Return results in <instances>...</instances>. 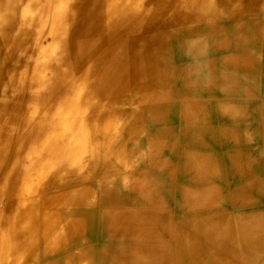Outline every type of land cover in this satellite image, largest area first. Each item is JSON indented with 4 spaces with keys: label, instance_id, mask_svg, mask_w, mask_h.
Masks as SVG:
<instances>
[{
    "label": "bare ground",
    "instance_id": "1",
    "mask_svg": "<svg viewBox=\"0 0 264 264\" xmlns=\"http://www.w3.org/2000/svg\"><path fill=\"white\" fill-rule=\"evenodd\" d=\"M204 31L205 39L228 37L224 48L241 53L227 63L256 75L264 0H0V264H91L97 229L126 264L158 253L152 244L166 219L156 216L167 209L149 168L156 160L154 169L174 178L180 159L164 153L180 151L171 132L178 130L195 151L185 167L204 177L201 123L231 119L229 106L198 98L167 113L194 92L191 68H216L183 56ZM229 134L215 145L229 143ZM197 192L188 194L189 210ZM222 209L215 225H185V264H240L262 254L264 245L234 232L243 221L235 225ZM235 242L244 249L231 248Z\"/></svg>",
    "mask_w": 264,
    "mask_h": 264
},
{
    "label": "rangeland",
    "instance_id": "2",
    "mask_svg": "<svg viewBox=\"0 0 264 264\" xmlns=\"http://www.w3.org/2000/svg\"><path fill=\"white\" fill-rule=\"evenodd\" d=\"M230 30H232V25H226L224 31L229 32ZM200 35V38H195L187 43V46L190 48L189 50L187 49L185 53H183L185 61H195L196 59L199 60V64L213 61L216 67L215 71L207 68L204 69L203 66V68H191L190 74H196V72H198L200 74L199 76L205 80V83L197 82L194 85V92L191 94V97H179L177 100L171 103L173 108L170 111H167V113H171L173 111H175L174 113H180L178 106H183L182 109L185 108V110H188L189 106L196 100L195 97L199 93L198 89L208 90L217 88L219 92H222L224 99H226L224 94L225 91L223 90L227 89L225 85H228L229 83L227 82V75L223 73L227 71V67H232L230 63H232L237 54L241 52L230 50L227 52H222L221 54L216 52L214 54V47L218 43L223 44V42H225L227 40L226 38L228 37L220 38L219 36H216L214 39H205V36L207 35L206 31H204V33L201 32ZM260 37H262L263 41L261 42L260 48L258 50L259 52H253V58L257 59V65L254 68L256 75L253 77L252 84L248 83L249 88H252L253 90V95L249 96L250 99L237 98L238 100H234L236 101L235 105L221 104L230 107V120L212 116L211 118H205L201 123L207 128V130H202V135H200L205 137L207 142L206 145L202 147V149H197V152L201 155H204L205 160L207 159L201 164V169L204 170L205 176L198 179L192 177L189 172L186 176V168H175V176L172 180H157L150 182V185L153 189L158 188V184L160 183L162 185L166 184L169 186L170 188H167V195L175 199L176 202H178L180 196L189 194L196 187L198 190L196 194L197 203H194L190 212L199 215L200 218H192L196 220L197 225H203L204 221H211L215 225L213 221L216 220L215 216L218 215L221 207L223 208V212L226 213L229 209H235L237 207L241 209H247L249 207L251 208L252 206L255 207L256 203H262L263 207L261 210L263 211L262 215L264 216V36ZM229 41L232 42L233 40L229 39ZM195 51L199 55H197ZM244 57L247 58L249 56L244 55ZM227 61L230 63H227ZM211 68H213V66ZM219 77L221 80L220 85L218 83L216 84V79ZM246 85L247 84H241V86H237L234 89L246 88ZM182 87L183 85L178 84V86L173 87V89L179 91L182 89ZM225 101L228 102L230 100ZM206 102H211V100L208 99ZM212 126L216 127V129H213ZM209 127H212V129ZM219 129H221V132L223 130L230 131L229 143L220 139V151L214 149L216 144L214 137L221 136ZM187 148V153L183 148L184 151H182L181 154L175 150L171 152V156H180L184 159V156H190L195 153L194 149L189 147ZM229 156H237L242 160L241 163L243 164H240L241 167L239 169L234 168L231 160H229ZM203 158L204 157H202V159ZM221 183H223V187H221V190H219ZM161 192L162 191L159 192L160 196L166 194ZM219 192H222V194L218 195L217 193ZM231 194L236 195L235 199H233V202H231ZM209 198H212V201L208 200ZM221 204L222 206L218 207ZM175 205L177 204L173 203L172 207L176 208ZM102 213H104V210H102ZM251 214L254 215L253 213ZM251 214L249 216L243 215L240 220H243V223L245 225H249L250 228H255L257 227L256 225H250V220L252 219ZM104 215L105 214H100V216ZM258 215L261 214L259 213ZM256 232H258V236L263 235L264 224L262 231L260 230ZM95 240L97 243L105 240L108 241L106 233L100 229H97L96 231Z\"/></svg>",
    "mask_w": 264,
    "mask_h": 264
},
{
    "label": "crops",
    "instance_id": "3",
    "mask_svg": "<svg viewBox=\"0 0 264 264\" xmlns=\"http://www.w3.org/2000/svg\"><path fill=\"white\" fill-rule=\"evenodd\" d=\"M228 50H226L224 48V45L221 43H218L215 47H214V54L219 53L221 54L222 52H227ZM236 51V50H234ZM237 52V51H236ZM240 52V51H238ZM199 55V54H197ZM187 63H196L199 64V60L195 61H185ZM201 64V63H200ZM215 71V70H214ZM216 73V72H215ZM193 74V73H192ZM223 74L227 75V82L229 83L228 85H225V87L227 89L223 90L225 91V98L227 100H233V101H224L226 99H224V96H222V92H219V90L216 89H198L199 93L196 95L195 99H200L201 103L204 104H226V105H235L236 104V100L237 98H244V99H250L249 97L246 96V91L247 90H251L252 88H249V84H252V80L253 77L251 75V73L247 72L245 69H240V68H235V66L232 65L231 68H227V71L224 72ZM200 74L198 72H196V78L198 79V82H202L205 83V80L202 79V77L199 76ZM194 76V74H193ZM220 77L218 79H216V84L218 83L219 85L220 83ZM241 84H247L246 88H238V89H234L237 86H241ZM218 85V86H219ZM197 90V89H196ZM244 96V97H242ZM223 98V99H222ZM210 99L211 102H206V100ZM194 104V102H193ZM178 130H173L171 131L172 133H174L177 137H181V147H180V151L179 154H181L183 150V148L186 150L187 153V146H185L184 144H186V136L183 132H177ZM230 135V134H229ZM220 137V136H219ZM216 150L220 151L221 150V145L216 146L215 148ZM175 151V150H172ZM172 151H167L166 153H164V158L170 160L172 163H178V158L180 159V167H177L178 169H182V168H186V176L188 175V169L187 167H185L186 163V157L184 156V159L181 157H172L171 156V152ZM160 158V157H159ZM156 164V160L154 161L153 165L151 166V168H149V174H150V178L149 183L153 182V181H168V180H172L173 178H166L165 176H163V174L165 175V171L164 169L161 168L160 171H158V169H154ZM142 167V164L139 165V168ZM173 168V167H172ZM171 168V169H172ZM148 174V173H147ZM150 179H153L152 181H150ZM261 180V179H259ZM150 185V184H149ZM167 188H170L169 186H167L166 184H158V188L154 189L156 190V192L159 195V192L162 191L163 194L162 196L159 195V198H161V202L166 206V209L164 211V213H162L161 215L157 214V218L159 219L163 214L164 216H162L161 218H165L166 220L163 223L162 227L158 228V241L154 244H152L156 249H158V253L155 254L154 257H152V259H144V262L142 263L141 260L138 259H134L135 264H138V261H140L139 264H185L184 262V251L181 252V248H183V238L179 237L180 234L182 235L184 233V231L186 232V226L187 224H189L190 219L192 218H200L199 215H196V213H191L189 210V203H188V194H185L183 196H180V198L178 199V202L175 201V199H173L171 196L167 195ZM161 192V193H162ZM167 197V198H166ZM173 203L177 204L175 205L176 208H173L172 205ZM256 203V206H252L251 208H247V209H241V208H235V209H229L228 212H226L229 216L230 219H232V222L236 224H239L240 220L242 218L243 215H250L251 213H253L254 215H252V219L250 220V225L254 226L256 225L257 227L255 228H250L249 225H245L244 223H242V227L239 228V230H236L235 227V233L239 235V239H241V235H244L245 238H248L253 240L254 242H260L262 245H264V234L258 236L256 231H262L263 229V224H264V216L262 215L263 211L261 210L263 207V204L260 203L258 204ZM261 215H258V214ZM207 219V218H206ZM194 221V220H193ZM206 222H211V221H204L203 225H196V220H195V225L197 228H202L205 225H209V223L207 224ZM212 223V222H211ZM186 225V226H185ZM249 226V227H248ZM256 230V231H255ZM186 233H184L183 235H185ZM103 235V234H102ZM104 237V236H103ZM102 237V238H103ZM261 240V241H260ZM137 243V242H136ZM139 244H143V242L141 240H139V242L137 243ZM118 245V244H117ZM234 245V246H233ZM113 246H115V244H113V242L108 241H100L99 243H97V241L95 240L94 242V246H93V251H92V259H91V264H126V261H123L122 259L119 258H115V254H114V249L112 248ZM181 247V248H180ZM245 245L243 246V244L240 243H232L231 244V248H233L235 251L236 249L240 250L244 249ZM236 248V249H235ZM100 249V250H99ZM233 249L231 252H233ZM180 251V252H179ZM170 253V255H169ZM97 257V258H96ZM240 264H264V250L262 252V254H260L259 252L254 253L253 257L251 260H242L240 261ZM128 264V263H127Z\"/></svg>",
    "mask_w": 264,
    "mask_h": 264
}]
</instances>
